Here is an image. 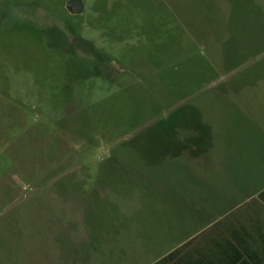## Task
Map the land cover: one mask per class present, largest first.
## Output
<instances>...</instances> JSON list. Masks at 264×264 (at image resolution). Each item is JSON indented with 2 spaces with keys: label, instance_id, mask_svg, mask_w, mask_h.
<instances>
[{
  "label": "rangeland",
  "instance_id": "374dc122",
  "mask_svg": "<svg viewBox=\"0 0 264 264\" xmlns=\"http://www.w3.org/2000/svg\"><path fill=\"white\" fill-rule=\"evenodd\" d=\"M68 1L0 0V264H76L264 176V0Z\"/></svg>",
  "mask_w": 264,
  "mask_h": 264
},
{
  "label": "crops",
  "instance_id": "0c3cea01",
  "mask_svg": "<svg viewBox=\"0 0 264 264\" xmlns=\"http://www.w3.org/2000/svg\"><path fill=\"white\" fill-rule=\"evenodd\" d=\"M234 166L218 192L173 197L170 226L140 227V236L126 227L122 241L111 230L94 247L77 240L76 264H264V176Z\"/></svg>",
  "mask_w": 264,
  "mask_h": 264
},
{
  "label": "water",
  "instance_id": "95a60500",
  "mask_svg": "<svg viewBox=\"0 0 264 264\" xmlns=\"http://www.w3.org/2000/svg\"><path fill=\"white\" fill-rule=\"evenodd\" d=\"M66 8L72 15L82 14L85 9L83 0H69Z\"/></svg>",
  "mask_w": 264,
  "mask_h": 264
},
{
  "label": "trees",
  "instance_id": "16d2710c",
  "mask_svg": "<svg viewBox=\"0 0 264 264\" xmlns=\"http://www.w3.org/2000/svg\"><path fill=\"white\" fill-rule=\"evenodd\" d=\"M201 125H202V124H201ZM201 125H200V121H199V122H198V126H201Z\"/></svg>",
  "mask_w": 264,
  "mask_h": 264
}]
</instances>
